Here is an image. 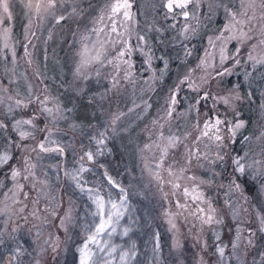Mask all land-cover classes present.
Returning <instances> with one entry per match:
<instances>
[{
    "label": "snow or ice",
    "instance_id": "snow-or-ice-1",
    "mask_svg": "<svg viewBox=\"0 0 264 264\" xmlns=\"http://www.w3.org/2000/svg\"><path fill=\"white\" fill-rule=\"evenodd\" d=\"M68 3L71 11L65 15ZM205 3L206 14L201 11ZM79 4L80 0H0V60H7L9 53L11 63H17L13 20L21 19L24 58L31 65L34 60L29 45L34 29L45 22L60 24L81 17L84 10ZM160 4L163 18L174 21L169 25L174 35L167 36L162 27L153 30L159 34L156 39L160 45L169 39L173 46L179 42L181 51L175 59L180 66L192 55L185 41L211 25L219 12L226 23L207 38L209 47L203 58L178 77L161 114L145 125L147 142L138 151L141 172L155 183L162 222L158 227H153L152 219L144 223L150 233V250H142L132 239L141 229L139 218L132 216L128 188L100 160L112 153L109 130L115 135L118 122L127 113L112 111L100 130L90 122L96 112L84 116L83 121L74 120L69 115L74 108L48 95L46 87L42 96L36 94L29 83L24 96L18 90L0 89V264H66L69 251L74 264H139L138 258L148 251L150 264H166L161 228L171 236L176 264H185L189 237L197 249L194 264H249V260L264 264V250H260L264 247L260 243L264 240V129L255 139L241 137L247 126L241 118L242 109L252 103L254 93L242 83H233L223 91L211 88L213 82L219 84L217 78L222 81L234 75L244 46L248 47L246 59L251 68L264 67V0H160ZM132 8V0H104L91 20L92 27L79 34L73 77L89 81L93 72L99 77L100 68L112 67L110 87L98 94L100 102L122 81L135 87L134 54L143 57L144 71L151 73L144 81L149 90L155 91L153 86L168 73L172 56L163 50L157 54L148 38L135 31ZM48 38H52L51 32ZM233 41L238 47L230 52L228 45ZM109 48L116 49L114 56L109 55ZM157 63L162 67L158 69ZM198 70L202 74L194 78ZM35 74L42 77L38 71ZM250 78L251 73L245 72L243 80L249 85ZM184 88L194 95L181 97ZM86 91L81 87L76 95ZM88 99L91 105L97 103L96 95ZM182 100L188 101L186 109L177 112ZM30 106L27 116L18 115ZM140 107L134 103L128 112ZM151 107L143 101L145 114ZM260 108L264 111V100ZM97 111L104 115L102 103ZM179 118H184L183 126L175 124ZM65 121L66 129L60 127ZM85 128L94 134L89 131L88 144L81 140L77 150L75 133L83 136ZM122 131L127 132V128ZM67 136L71 138L64 139ZM239 139L249 145L258 142L259 153L251 148L243 154L237 152L234 146ZM69 156L73 158L70 168L66 166ZM50 158L57 162L45 165V159ZM97 169L103 181L90 183L85 174H95ZM197 170H203L204 175H197ZM207 189L223 192L222 201L209 196ZM77 193L90 202L91 211L83 217L73 199ZM226 235L230 236L227 243ZM117 238L124 243H116Z\"/></svg>",
    "mask_w": 264,
    "mask_h": 264
},
{
    "label": "rangeland",
    "instance_id": "rangeland-1",
    "mask_svg": "<svg viewBox=\"0 0 264 264\" xmlns=\"http://www.w3.org/2000/svg\"><path fill=\"white\" fill-rule=\"evenodd\" d=\"M234 2V0H233ZM104 0H80L79 7L83 9V13L79 18H70L65 21H62L60 24H56L55 21L45 22L42 26L35 28V37H32V44L29 45V50L33 54V64L29 65L24 58V50L23 45L20 52L16 48L17 55V63L13 65L11 63V55L6 53L8 56L7 60H0V89L7 87L10 91L18 90L22 96L27 95V86L30 83L33 86V91L38 95H43L42 89L47 88V94L51 97L59 98V101L62 102L63 105L71 108V103L74 106L75 102H79L78 100L84 98L89 101L88 97L92 95L97 96V103L95 105H91L89 111L84 113L83 111H77L69 113L70 117L74 120L83 121L84 116L89 115L92 112H96L95 118H91L90 122L93 125H97L100 121H106L109 118V113L112 111H119L127 113L121 121L118 122L117 125V133L113 135L111 130H109V135L112 137L109 140L108 146L112 149L111 155H108L109 161L113 163V170L109 171L110 174L115 177L118 181H120L124 186L125 182V172H129L132 176H137L142 179L144 191L148 194L154 195L159 201V194L156 191V186L154 182L150 183L149 177L146 173L141 172V162L138 154L139 146H142L145 142H147V134L144 131L145 125L150 124L151 120L157 115L161 114L162 108L165 103V99L168 96L169 90L174 86H167L164 90L162 98L158 99L155 97L152 100L157 88L159 87L160 81H158L153 87L155 91L149 90L148 85L144 83L145 80L149 78L151 75L150 72H145L144 68L146 65L143 64V57L138 53L134 54L132 59L136 64V72H137V83L135 87L129 84L126 81L121 82V86L113 91L108 93V98L104 101L100 102L98 99V94L105 92L106 88L110 87L109 84V73L112 72V67L109 65L104 68H100L101 75L96 77L94 72L92 78L89 81H81L76 80L73 77V68L75 65V50L79 48V34L83 33L86 28H91V20L99 13V9L103 7ZM65 15L71 11V3L66 4ZM133 13H135L136 24L134 25V29L136 32H139L141 35H145L150 44L154 47L155 51L158 54L156 45L159 44V41L156 37L159 35L153 30L156 27H162L167 30L166 35L171 37L174 35V30L169 29V25L174 23L172 20H165L163 18V9L160 4V0H139L138 9L134 6L132 8ZM202 13H207V3L202 6ZM222 12L217 13L216 16L213 17V22L209 25L210 30L207 29L209 33L207 37L213 36L212 32L222 29V26H216L215 18L219 16ZM141 14V16L139 15ZM153 16L155 19L153 20ZM224 17V16H223ZM225 20V18H224ZM182 23V21H181ZM205 23L207 21L205 20ZM226 23V20L224 24ZM7 26V25H6ZM179 27V25H177ZM219 28V29H218ZM205 27H202L198 34L193 37L190 41H185L191 50L192 54L194 53V48L196 44H194V40L199 37L200 32L203 31ZM51 32L52 38L49 39V33ZM75 34V35H74ZM103 38V37H101ZM133 43H135V36L132 38ZM167 44L170 45V49L174 54V58L177 52L181 51V45L179 42H176L173 46L172 41L169 39L166 41ZM165 42V43H166ZM34 45V47L32 46ZM160 45V44H159ZM161 50L167 51V47L164 45H160ZM119 45H117V48ZM209 46L206 47L208 49ZM236 47H238L237 42L233 41L228 45L229 51H233ZM116 49L109 48V55L114 56ZM248 51V47L244 46L241 49V65L234 68V76L237 80H240V76H244L245 72L251 73V84L245 82L243 79L240 80L244 85L245 89H249L253 91V101L251 104H245L242 109V117L244 114V110L247 111V115L253 114V122L251 123V128L245 136H252L254 139L256 136H259L260 131L264 129V111L260 108V103L264 98L261 97V93L264 92V67H257L256 70H253L250 66V62L246 59V54ZM205 53V52H204ZM203 53V56H204ZM161 54V53H160ZM202 56V58H203ZM181 57H183L181 55ZM190 57V56H189ZM187 57V58H189ZM41 59V63L39 64L38 59ZM158 69L161 66L158 63L155 65ZM229 66H231V62H229ZM96 67H99L98 65ZM195 66H193L194 68ZM183 67L179 65L176 70V74H181L183 71ZM42 73V77L37 76L36 72ZM57 72V73H54ZM202 73L199 70L194 74V78L200 76ZM67 77L69 80L67 81ZM230 76H225L222 81L220 78H217L219 84L217 82L212 83V90L223 91L225 88L230 87L231 83L227 79ZM10 81H14L11 82ZM42 81V82H41ZM85 88L87 91L84 95L77 96L76 91L79 88ZM185 92L184 96H188L191 98L194 94L191 93L186 88L182 89L181 92ZM147 100L152 107L145 114L143 111V101ZM71 102V103H70ZM102 108L104 115L102 116L98 108ZM135 104L141 105L140 108H135L134 111L128 112L129 108H133ZM188 101L180 103L177 106V112H182L186 109ZM182 105V109H178L179 106ZM32 111V107L24 110L22 113L18 111V115L27 116ZM249 112V113H248ZM135 119L134 125H129V122L132 119ZM191 120V117L188 118ZM248 122L247 119H244ZM124 121L126 124L127 132L121 130V123ZM46 121H41V123H45ZM87 123V121H84ZM68 122H61L60 127L66 129ZM185 123L184 118H179L175 120V124L183 126ZM123 124V125H124ZM246 128V127H245ZM242 130V132L245 130ZM88 128H85L86 130ZM83 130V131H84ZM103 130V129H102ZM241 132V134H242ZM77 139V150H79V142L82 139V136L79 132L75 133ZM70 136L64 137V139H70ZM241 144V154L243 152L248 151L251 148L254 152L259 153L260 145L258 142H254L251 145L247 144L243 140ZM238 152V151H237ZM104 157H101V162ZM57 161L55 158L45 159L43 162L45 165L47 164H55ZM105 163V162H104ZM67 167L73 166V158L71 156L68 157L66 161ZM107 166H109L107 164ZM99 169L95 170V174H85V177L89 180L90 183H94L97 180L103 181V177L100 175ZM197 175H204L203 170H197ZM63 179V178H61ZM103 187L107 188L106 184ZM126 187V186H125ZM207 194L214 199L219 197L222 201L223 192H220L216 189H207ZM161 202V201H160ZM207 238L209 243L211 244L212 238L211 234H207ZM225 243L228 242L230 236L226 235L223 237ZM172 242V241H171ZM186 245H189L193 249V256L197 249L194 248V242L189 237L185 242ZM261 245L264 246V240H261ZM260 250H264L262 247ZM249 264L251 261L249 260Z\"/></svg>",
    "mask_w": 264,
    "mask_h": 264
},
{
    "label": "trees",
    "instance_id": "trees-1",
    "mask_svg": "<svg viewBox=\"0 0 264 264\" xmlns=\"http://www.w3.org/2000/svg\"><path fill=\"white\" fill-rule=\"evenodd\" d=\"M133 6L138 9V4H139V0H132ZM141 16V14H139ZM155 19V16H153V20ZM224 17L223 15L220 13L219 16H217V18H215V23L214 25L216 26H222L224 25ZM12 26H13V35L17 40V44H16V48L17 50L20 52V50L22 49V45L25 43V39H24V33H23V24L21 22V19L17 18L15 20H13L11 22ZM207 29L210 30V27H206L203 31L200 32V35L198 38H196L194 40V44H196V47L194 48V53L187 58L186 64L184 66H182L183 71L181 72V74H176V70L177 67H179L178 62L176 61V59L174 58V54L171 51V49L169 48L171 44H167V42L165 43V46L167 47V52L170 53V55L172 56V60L170 61V67L168 70L167 75H165L164 79L162 81H160L159 83V87L157 88L152 100H154L155 97H158V99L162 98L163 93H165L166 91L164 90L168 85L169 86H173L176 82L178 77L182 76L184 71L187 70L188 67H193L195 66L199 60L202 58L203 53L206 50V47L208 46V34L209 33L207 31ZM219 29V28H218ZM217 31V30H216ZM216 31L212 32L211 35H215ZM156 35V32H155ZM157 48L156 50L158 51V54H160L162 52L161 50V46L159 44L156 45ZM41 59H38L39 64L41 63ZM181 59H183V57H181ZM159 66H161L162 64L158 63ZM162 67V66H161ZM57 73V72H54ZM240 80L243 79V76L239 77ZM69 80V78L67 77V81ZM228 83L230 81V85H232L233 83H241L240 80H237V78H235L234 76H230L227 79ZM213 86L211 85V88ZM185 94V92H181V97H183ZM79 102H75L74 106L71 103V108H74L75 111H84V113H87V111H89V108L91 106V104H89V101L87 102V99H80L78 100ZM184 100L181 101V103H183ZM210 103V102H209ZM182 105L179 106L178 109H182ZM249 113V112H248ZM243 119H247V126L245 128V130L242 132L241 137L245 136L248 131L251 128V123L253 122V114L251 115H247V111L244 110V114H243ZM103 122L104 121H100L96 126L97 128H99L100 130L103 129ZM135 119L133 118L130 122L129 125H134ZM124 121L121 123V130L126 128V124H124ZM89 131H93L94 134V130H90V129H86L84 130V134L82 136L83 142L85 144H88V132ZM243 139H239L238 143L234 146L235 150L241 153V144L243 142H241ZM103 162H105L106 164H108V169L109 171L113 170V163L111 161H109L108 157H104L102 159ZM51 175V173H50ZM125 182H126V188H128L129 190V201H130V208L132 210V216L133 218H139L140 220V231L134 232L132 234V239H134L137 244L140 246V248L142 250H144L145 248L150 250L151 245L147 243L148 237L150 236V233L148 232V230L146 228H144V223L146 220L148 219H152L153 220V227H158L161 226V221L159 219V213L161 210V202L152 194H148L144 191V186H143V182L142 179L140 177L137 176H132L129 172H125ZM53 183L55 184V181L53 180ZM73 199L76 202V206L78 209V214L80 216H84L86 213L90 212L91 209L88 207L89 205V201L82 197L80 194H75L73 196ZM124 223V222H122ZM162 231V235H161V243L163 246V251H164V255L166 257H168L166 264H176V254L172 253V249L170 248L171 245V236L170 234H168L167 232L163 231V229L161 228ZM127 238H125L126 240ZM79 241L77 240V243ZM116 243H124L123 240H120L119 238L116 239ZM187 248H189L190 250L186 253V257H185V264H194L193 262V249L191 246L186 245ZM73 250H74V246H73ZM35 255V254H34ZM139 264H150L151 261V255H150V251L145 252V254L141 255L139 258ZM66 264H74L73 261V252L69 251V253L67 254V262Z\"/></svg>",
    "mask_w": 264,
    "mask_h": 264
}]
</instances>
